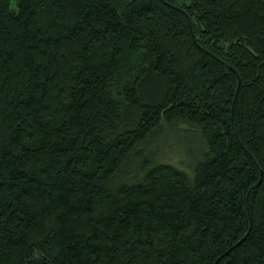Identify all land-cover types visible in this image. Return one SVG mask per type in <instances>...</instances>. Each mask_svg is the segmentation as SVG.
Masks as SVG:
<instances>
[{
	"label": "trees",
	"instance_id": "trees-1",
	"mask_svg": "<svg viewBox=\"0 0 264 264\" xmlns=\"http://www.w3.org/2000/svg\"><path fill=\"white\" fill-rule=\"evenodd\" d=\"M0 264H264V0H0Z\"/></svg>",
	"mask_w": 264,
	"mask_h": 264
},
{
	"label": "rangeland",
	"instance_id": "rangeland-1",
	"mask_svg": "<svg viewBox=\"0 0 264 264\" xmlns=\"http://www.w3.org/2000/svg\"><path fill=\"white\" fill-rule=\"evenodd\" d=\"M191 1L192 0H186V2L188 3H190ZM184 135H185L184 133L180 132V136H178L179 140H186L180 138L181 136L183 138H186V136ZM170 142L164 145V148L159 157V161L162 163L171 164L178 167H182L184 169L186 168L188 169L190 162L189 159L186 157L183 146H180L179 144L172 141Z\"/></svg>",
	"mask_w": 264,
	"mask_h": 264
},
{
	"label": "water",
	"instance_id": "water-1",
	"mask_svg": "<svg viewBox=\"0 0 264 264\" xmlns=\"http://www.w3.org/2000/svg\"><path fill=\"white\" fill-rule=\"evenodd\" d=\"M238 91H239V90H238ZM237 94H238V93H237ZM261 181H262V180H260V182H259V183H261Z\"/></svg>",
	"mask_w": 264,
	"mask_h": 264
}]
</instances>
